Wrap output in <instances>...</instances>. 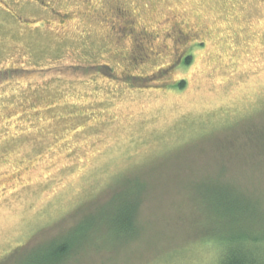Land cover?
<instances>
[{"label":"rangeland","instance_id":"obj_1","mask_svg":"<svg viewBox=\"0 0 264 264\" xmlns=\"http://www.w3.org/2000/svg\"><path fill=\"white\" fill-rule=\"evenodd\" d=\"M135 4L153 37L129 32L126 55L167 49L138 69L112 26L94 25L107 41L90 35L83 52L28 50L19 24L0 34V264H62L50 246L78 225L67 264H217L211 192L239 197L233 223L264 235V0ZM80 34L75 22L65 36ZM127 201L140 205L129 239L109 224Z\"/></svg>","mask_w":264,"mask_h":264},{"label":"flooded vegetation","instance_id":"obj_2","mask_svg":"<svg viewBox=\"0 0 264 264\" xmlns=\"http://www.w3.org/2000/svg\"><path fill=\"white\" fill-rule=\"evenodd\" d=\"M127 1L0 0V34L4 33V40L8 39L10 41V27H12V25L14 24H19L17 25V29L22 31V36L19 37H22L27 41L25 44L26 46H28V50L38 51V49L44 50L47 48L56 47L59 43L64 41L63 39L68 40L69 38H71L70 36L65 35H70L71 29L74 28L75 22L77 26L80 27V32L82 35H91L96 39H99L102 34L99 31H94V25L98 26L101 29H105V27L108 26H110L111 28L112 26L117 30H115L116 34H118V31H121L119 33L120 35H118L121 37L118 40L120 46L117 45L120 52L118 54L119 58L124 62L123 64L127 65L129 63L132 66H135L136 69H138L142 61H148L151 56H154V58L158 59L163 58L162 56L167 54V49H151L150 53H148L147 47L142 45L138 47L140 48L138 56H131L130 59V55H126V52L128 50L127 39L129 34H131L129 32L135 31L137 33L136 30H139L137 34L142 40L147 36L153 37L152 32L148 31L143 22L140 21L141 19H143V13L140 12V4H135L139 0L128 1L129 3H132L134 5L128 4ZM59 3H62L65 6H68L70 3L76 5H73V9H71V7L65 9L61 7ZM32 7H35L34 10L31 9ZM10 19L12 21H10ZM56 21H58L59 23H54ZM178 30L174 29L172 31V34L173 36H180L179 42L187 43L191 41L188 40L192 39L189 38L188 33L185 34L183 30ZM39 31H41V40L39 37L34 38L31 35L36 32L39 33ZM190 31L191 30L189 29L188 32ZM58 32H62L63 36L58 35ZM172 34H169V36L172 37ZM107 36L108 34L102 36L103 41H107ZM131 42H133V40ZM143 42L144 41H142V44ZM202 44H204V41H202ZM164 46L165 48H167L166 44H164ZM190 47L188 46L186 51L189 50ZM185 52L180 54L176 62L174 61L173 63L171 62L167 65H162L158 67L156 71L160 72L162 69L167 70L170 66L179 62L182 59V56L185 55ZM6 197L7 196H3V199Z\"/></svg>","mask_w":264,"mask_h":264},{"label":"trees","instance_id":"obj_3","mask_svg":"<svg viewBox=\"0 0 264 264\" xmlns=\"http://www.w3.org/2000/svg\"><path fill=\"white\" fill-rule=\"evenodd\" d=\"M10 21L12 20L10 19ZM80 35L81 37H76L74 39H72V37L69 38L68 40L72 41L69 46L66 45V48H72V52H75L76 50L79 52L82 51L83 48H90L87 44V37L90 36ZM23 40L24 43L27 42L25 39ZM77 40L81 43H78ZM79 46H81V49L78 48ZM56 47L47 48L42 51L53 50ZM191 56L193 57V55H188L186 57V64L191 62ZM184 84L185 81L179 82L180 86H184ZM209 195L222 207V210L218 211L221 217V224L218 225V227H211V225H208L206 228L210 229V235L206 239H214V241L220 242L221 244V252L219 253L217 264H264V244L262 243L264 235L252 232L251 229L247 228V225L242 223H233L235 220L241 219L243 216L246 217L242 208H235L236 202L242 207H245L246 203L239 197L236 199L233 194L221 196L211 192ZM203 204L205 205L207 212L209 209L213 215L216 213L211 202L207 204L204 201ZM139 208L140 205L136 201H127L123 204L117 205V210L112 211L109 216V224H111V228L117 231L120 235L124 234L129 239L131 235H134L133 232L137 228L135 219L137 218ZM97 224L98 223L95 222L96 226ZM76 232L77 236L74 235ZM84 232H88V230H85L78 225L75 232H70L63 236L65 239L60 244L50 246L51 253L48 254L47 259L50 261L52 260L54 263L67 264V262H70L71 259H74L73 248L75 245H80L82 243L80 235Z\"/></svg>","mask_w":264,"mask_h":264}]
</instances>
